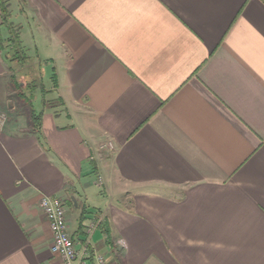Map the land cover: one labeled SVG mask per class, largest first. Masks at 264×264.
I'll list each match as a JSON object with an SVG mask.
<instances>
[{
  "label": "crops",
  "instance_id": "1",
  "mask_svg": "<svg viewBox=\"0 0 264 264\" xmlns=\"http://www.w3.org/2000/svg\"><path fill=\"white\" fill-rule=\"evenodd\" d=\"M4 1L61 112L0 52V264H61L42 197L86 264H264V0Z\"/></svg>",
  "mask_w": 264,
  "mask_h": 264
},
{
  "label": "rangeland",
  "instance_id": "2",
  "mask_svg": "<svg viewBox=\"0 0 264 264\" xmlns=\"http://www.w3.org/2000/svg\"><path fill=\"white\" fill-rule=\"evenodd\" d=\"M10 21L9 15L7 24H10ZM2 29L4 30V27ZM3 32L7 34V32ZM2 48L8 52V62L6 63L11 67L10 71L13 75V79L11 78L13 95L11 97H13L14 102L28 109L30 113L31 108L36 112H41L43 108L54 109L57 113L61 112V100L56 96L52 79H49L50 75L47 72L50 70H48V67L43 64L40 66L39 59L31 57L32 54L29 50H27L26 55L18 54L15 56L13 54L14 49L11 50L7 42L2 44ZM12 54L16 59L12 57ZM26 56L27 58H25ZM10 59H13V61L10 62Z\"/></svg>",
  "mask_w": 264,
  "mask_h": 264
},
{
  "label": "built area",
  "instance_id": "3",
  "mask_svg": "<svg viewBox=\"0 0 264 264\" xmlns=\"http://www.w3.org/2000/svg\"><path fill=\"white\" fill-rule=\"evenodd\" d=\"M4 122L5 117L0 116V126ZM107 148L112 151L114 147L108 144ZM39 207L46 216L52 234L50 252L59 257L61 264H86L85 251L81 255L78 254L69 233L63 199L59 197H42ZM93 260L94 264H108L106 258L99 253H94Z\"/></svg>",
  "mask_w": 264,
  "mask_h": 264
},
{
  "label": "trees",
  "instance_id": "4",
  "mask_svg": "<svg viewBox=\"0 0 264 264\" xmlns=\"http://www.w3.org/2000/svg\"><path fill=\"white\" fill-rule=\"evenodd\" d=\"M9 15L10 13L8 11L7 4L3 2L2 0H0V31L2 27L7 29L8 31V37L6 39H2L0 35V52L3 54V58L5 62H8L7 60L8 52L4 51L2 48V44L4 42H7V45L11 47V50L12 48L14 49L13 54L15 56H17L18 54L26 55V52H27V50L25 49V47L23 46L19 38V27H16L12 23L7 24V19L9 18ZM13 54H12V57L14 58ZM25 58H27V56ZM11 60L13 61V59H10V62ZM11 78L13 79V75ZM51 79L53 82V86L56 88L57 82H56L55 76H52ZM11 83L13 85V82ZM41 116H42V112H36L33 108H31V121H32L34 130L39 129Z\"/></svg>",
  "mask_w": 264,
  "mask_h": 264
}]
</instances>
